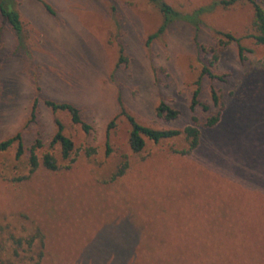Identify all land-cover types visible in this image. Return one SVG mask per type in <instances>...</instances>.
<instances>
[{"label": "rangeland", "instance_id": "obj_1", "mask_svg": "<svg viewBox=\"0 0 264 264\" xmlns=\"http://www.w3.org/2000/svg\"><path fill=\"white\" fill-rule=\"evenodd\" d=\"M165 1L191 14L214 0ZM14 6L21 44L0 18V141L20 133L24 154L15 158V144L0 152V226L8 227L0 231V256L12 259L9 232L27 237L38 225L46 242L40 264H264V46L248 37L256 33L250 4L205 12L196 30L173 22L149 45L162 17L148 0H14ZM217 32L250 50L242 61L238 43L220 49L211 71L222 81L201 73L212 56L197 44L214 48ZM199 79L201 106L193 111ZM46 100L76 105L90 132ZM161 102L178 118L158 116ZM120 104L156 130H182L198 117V148L182 155L183 137L157 144L145 138L143 150L133 153ZM219 111L218 126H204ZM56 119L73 142L71 163L58 145L50 147ZM35 140L41 165L32 174ZM45 153L58 171L42 165ZM123 161L126 173L106 182Z\"/></svg>", "mask_w": 264, "mask_h": 264}, {"label": "trees", "instance_id": "obj_2", "mask_svg": "<svg viewBox=\"0 0 264 264\" xmlns=\"http://www.w3.org/2000/svg\"><path fill=\"white\" fill-rule=\"evenodd\" d=\"M149 4L152 5L162 17V23L158 27V29L154 32V34L148 37L147 43L151 44L155 39H157L160 35H162L165 29L173 22L182 21L192 25L195 30L198 29L200 24L199 16L205 12H212L215 8L220 7L222 9H228L233 7L239 3H249L253 9V22L252 28L255 29V34L249 35L255 40L258 45L264 46V7L259 0H214L212 3L200 6L198 9L193 11L191 14H182L171 7L165 0H148ZM45 10L51 14L55 15L54 11L50 8L49 5L42 3ZM0 18L3 24H7L11 26L15 34L18 36L20 44L22 42V25L20 21V16L17 9L14 6V0H0ZM218 39L217 45L213 47H209L205 44L198 43V48L200 52H209L212 58L208 63H205L202 67L201 73L206 74L211 79H217L222 81L223 76H215L211 68L215 67L217 62L219 61V52L220 49H224L229 43L236 42L239 47V56L242 61L245 60V53L250 52L247 48L243 47L240 44L241 39L235 37L231 33L217 32ZM221 49V50H222ZM122 53V50H121ZM123 63V57L120 58L119 64ZM192 96V105L191 109L193 111L196 110L198 106H201L199 101L200 97V79L196 82V88L193 91ZM211 97L214 104L221 105L220 96L215 92V90L211 89ZM46 106L51 108L53 111H63L67 112L71 116V120L74 124L81 125V129L84 133H89L91 130V126L85 122L82 118V114L80 109L71 103L67 102H56L53 100H46ZM39 105V99L35 97V101L31 111V119L32 121L36 120L37 117V108ZM205 109H208L207 105H203ZM222 111V110H221ZM221 111L216 115L207 118L204 123V126L212 129L218 126L221 121ZM158 116L165 118L167 120H175L178 118L179 113L168 106L165 102H161L159 107L157 108ZM119 116H125L130 123V132L128 136V145L133 153H139L145 147L144 139H148L153 143L157 144L162 140L172 139L183 137L185 140L186 147L181 150L179 153L182 155H187L194 150H196L200 144V121L198 117L194 116L192 118L193 124L185 127L182 130L178 129H164V130H156L150 127H146L145 125L138 123L136 119L130 115L124 108L122 104H120V113ZM117 117L112 120L107 128L108 131L116 125ZM56 123V131L52 136L50 141V147L58 145L60 147V155L62 160L71 163L74 161L71 159V155L74 151L73 142L63 134V124L59 119L55 120ZM16 145L15 158L19 159L24 154L23 149V141L20 133L16 132L12 135L11 138L0 141V152L8 150L10 147ZM108 142H106V153L109 154ZM42 144L39 140H35L33 146L30 148L29 162L31 166V173L33 174L41 165L39 162L35 151L38 148H41ZM93 149L86 152V155H89L90 152L93 153ZM42 165L48 169L49 171H58L60 166L55 158L50 153H45L41 158ZM128 162L123 161L117 170L110 176L106 182L115 181L122 175H124L128 169ZM8 230V227H7ZM5 227L0 226V231L8 232ZM1 234V233H0ZM9 239L12 241L11 248L13 252H11L12 256L3 258L0 256V264H15L13 260L16 258L19 261H23V263L29 264H40V261L44 255L46 242H45V234L40 228V226L36 225L34 232L27 237L17 236V233L9 232ZM4 250V245L0 242V252Z\"/></svg>", "mask_w": 264, "mask_h": 264}]
</instances>
